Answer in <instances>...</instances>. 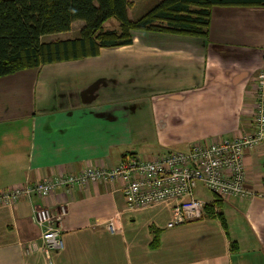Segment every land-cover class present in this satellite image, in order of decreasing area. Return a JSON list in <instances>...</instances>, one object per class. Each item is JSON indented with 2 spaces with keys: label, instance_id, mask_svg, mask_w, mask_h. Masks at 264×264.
I'll use <instances>...</instances> for the list:
<instances>
[{
  "label": "crops",
  "instance_id": "obj_1",
  "mask_svg": "<svg viewBox=\"0 0 264 264\" xmlns=\"http://www.w3.org/2000/svg\"><path fill=\"white\" fill-rule=\"evenodd\" d=\"M193 38L160 61L103 48L1 77L0 191L253 132L264 7H215L208 37ZM244 163L251 197L223 199L221 220L204 214L172 229L169 204L128 209L120 181L2 206L0 264H264V150L245 151ZM37 207L55 212L63 250L42 251Z\"/></svg>",
  "mask_w": 264,
  "mask_h": 264
},
{
  "label": "built area",
  "instance_id": "obj_2",
  "mask_svg": "<svg viewBox=\"0 0 264 264\" xmlns=\"http://www.w3.org/2000/svg\"><path fill=\"white\" fill-rule=\"evenodd\" d=\"M257 85L254 130L251 133L214 143L194 144L188 151L173 150L150 160L129 154L115 167H88L79 173L25 183L0 191V207H14L22 199L34 196L45 198L58 188L70 192L93 183L120 181L124 184L128 209L172 203L171 219L167 224V228L172 229L203 218L208 202L196 196L199 185L221 199L249 198L252 192L245 186L244 156L247 150H264V67L260 70ZM58 213L65 216V207H61ZM33 221L42 230V251L47 256L51 251L64 249L55 212L37 207ZM109 231L114 232L112 225Z\"/></svg>",
  "mask_w": 264,
  "mask_h": 264
},
{
  "label": "trees",
  "instance_id": "obj_3",
  "mask_svg": "<svg viewBox=\"0 0 264 264\" xmlns=\"http://www.w3.org/2000/svg\"><path fill=\"white\" fill-rule=\"evenodd\" d=\"M129 0H0V78L46 64L97 56L101 49L129 46L134 31L207 38L215 7H264V0H159L132 21ZM110 20L117 27L105 28ZM84 22L78 39L44 42L48 35L70 32ZM205 207L214 213L223 199ZM224 224V220H222ZM231 250H238L231 243Z\"/></svg>",
  "mask_w": 264,
  "mask_h": 264
},
{
  "label": "rangeland",
  "instance_id": "obj_4",
  "mask_svg": "<svg viewBox=\"0 0 264 264\" xmlns=\"http://www.w3.org/2000/svg\"><path fill=\"white\" fill-rule=\"evenodd\" d=\"M129 1L131 2L130 8L128 11L129 17L132 21H136L141 16H143L159 0H129ZM117 23L118 22L116 20H110L109 22H107V24H105V28L110 29V28H113L114 26L117 27V25H118ZM83 26H84V22H82V21L75 22L74 28H72L74 32L72 34H70V36H66V38L70 37L73 39H78L79 31L81 30V28ZM61 37H65V36H57L55 38L53 35H48V36H45L43 38V41L44 42H50L52 40L60 41L59 39H61ZM145 38H146V41L144 43L143 39H145ZM162 38L165 40L162 41L161 40ZM195 38L205 39V38H198V37H195ZM192 39H194V38L190 37V36H185V35H171V34H164V33H160V32L134 31L133 32V42L131 45H129L130 47L128 48V46H127L126 50H124V51L130 52V53H136V55H141V53H143V55L145 57H147L152 62H155L157 60L160 61V58H156V57H159V55H163L165 57L166 56L171 57V55L176 54L173 52L174 49L170 50V48H173V47H175L176 49H177V47L178 48H182V47L184 48L185 44L179 43L178 40L185 41V43H186V41L192 42V41H190ZM166 40H175V41H177V43H174V44L169 43L165 46V45H163V42H166ZM67 41H69V40H67ZM145 44L150 45V47L145 46ZM161 46H164V47H161ZM164 48H166V49H164ZM166 50H169V51H166ZM262 67H264V62L262 63L261 68ZM169 151H173V150L167 149L166 151H164L162 154L158 155L157 157H161L162 155H164L166 152H169ZM124 158H125V156H124ZM196 196H198L199 198L206 200V201H210V200H213L215 198L214 194L208 192L205 188H203L201 186L196 191ZM165 203L169 204L172 208V206H173L172 203H169V202H165Z\"/></svg>",
  "mask_w": 264,
  "mask_h": 264
},
{
  "label": "bare ground",
  "instance_id": "obj_5",
  "mask_svg": "<svg viewBox=\"0 0 264 264\" xmlns=\"http://www.w3.org/2000/svg\"><path fill=\"white\" fill-rule=\"evenodd\" d=\"M260 73V72H259ZM259 76V75H258ZM257 83H258V79H257ZM258 86V85H257ZM253 124H254V122H253ZM253 130H254V127H253ZM248 134V133H247ZM245 135V134H244ZM243 136V135H242ZM241 137V136H240ZM238 138V137H237ZM232 139H234V138H232ZM224 140V139H223ZM220 141H222V140H220ZM219 142V141H218ZM212 143H214V142H212ZM195 144H205V143H195ZM192 145H194V144H192ZM191 145V146H192ZM190 146V147H191ZM244 166H245V163H244ZM246 170V169H245ZM93 184H95V183H93ZM89 186V185H88ZM12 188V187H11ZM9 189V188H8ZM6 190V189H5ZM127 206V205H126ZM113 226V225H112Z\"/></svg>",
  "mask_w": 264,
  "mask_h": 264
}]
</instances>
